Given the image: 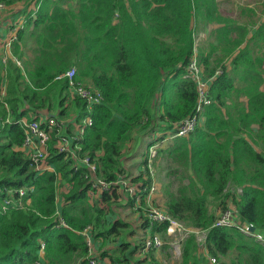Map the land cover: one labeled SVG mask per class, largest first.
Wrapping results in <instances>:
<instances>
[{"label":"trees","instance_id":"1","mask_svg":"<svg viewBox=\"0 0 264 264\" xmlns=\"http://www.w3.org/2000/svg\"><path fill=\"white\" fill-rule=\"evenodd\" d=\"M193 11L195 0H79L70 11L54 4V16L42 9L36 20L43 32L37 70L29 72L24 91L18 84L6 98L15 120L22 118L26 100L36 108L55 98L63 105L69 83L58 77L76 67V79L103 97L90 112L85 102L73 100L80 118L90 115L93 120L79 142L80 153L96 161L99 176L115 181L124 172L122 156L135 132L148 131L155 117L173 128L195 110L196 84L183 77L194 55ZM198 62L204 64L206 78H215L212 103L205 108L204 126L189 137L176 138L165 152L192 170L188 185L177 191L173 184L166 187V210L187 226L208 231L206 248L219 264H264V243L236 227H214L217 218L210 211L211 205L226 211L232 203L243 224L264 230V153L245 138L247 134L264 150V92L259 89L263 60L250 58L245 50L233 60L234 67L244 68L248 86L241 94L248 97V105L236 108L228 119L221 107L233 89L232 77L224 66L216 76L218 67L210 58L200 57ZM16 71L13 79L18 82L23 76ZM0 135V264H90L89 247L80 232L93 226V234L108 239L128 228L126 222L107 218L117 190L102 194L107 206L92 204L86 169L76 171L73 161L52 147L48 161L54 171L39 173L19 151L25 141L22 123H4ZM134 181H141L142 188L151 183L143 176ZM66 184L72 185L68 192ZM21 189L27 190L21 199L29 201L25 208L3 212L4 201L19 200L16 192ZM58 212L66 226L57 227ZM145 225L159 233L167 229L149 220ZM129 248L124 244L123 255L112 257V264H132L137 250L127 252ZM197 250L191 237L184 244L182 264H200Z\"/></svg>","mask_w":264,"mask_h":264},{"label":"crops","instance_id":"2","mask_svg":"<svg viewBox=\"0 0 264 264\" xmlns=\"http://www.w3.org/2000/svg\"><path fill=\"white\" fill-rule=\"evenodd\" d=\"M0 1L6 6L0 12V128L4 123L15 121L31 123L37 120L45 124L49 117L54 116L63 125L65 133L76 132L82 120L80 121V111L73 106V100L76 98L70 89L62 97L64 99L63 105L61 104V100L59 102L55 98L51 100L50 104L36 108L37 104H29L26 100L21 106L22 118L19 120H15L14 113H12L6 98L10 92V88L12 87L11 89L14 90L18 84L20 86L19 91H24L29 81V72L34 69L37 70V58L41 54L39 43L41 42V34L43 33L42 28L36 26L39 12L42 9H49L50 12L48 13L54 16V4L59 5L62 10L70 11L77 6L79 0ZM195 1L196 12L193 11L191 23L194 33V52H196L198 60L200 57L210 58L212 66L215 67L217 65L216 76L222 74V66H224L226 72L233 79V89L225 101V106L221 107L222 112L228 119L229 113H236V108L248 105V97L241 94L246 89V86H248V83L242 77L244 68H236L233 65V60L238 56L240 51L245 50L246 55H249L254 60H263L262 67L260 68L263 83L259 89L264 92V0H208V3H205L204 0ZM53 21H55L54 18ZM53 21L50 23H53ZM116 22L117 20H115ZM240 40L243 41L242 44L236 46V42ZM3 60H6V62H3ZM202 65L200 64L203 75L205 79H208L205 76L204 64ZM14 69H18L23 76V79H20L18 82L13 79L14 73H18ZM252 129L254 134H257L259 132V125H253ZM171 130L172 128H169L168 124L155 117L148 131L136 135V139L132 140L125 148L122 157V168L125 172L124 177L132 180L135 184H143L141 181L135 182L134 180L140 176L146 178V158L149 148L152 145L158 146L154 179L158 190L150 199L146 195L140 198L138 202L124 188L117 189V196L111 201V211L107 210V218L111 222L119 220L126 222L128 228L129 226L130 228L129 230L128 228L125 229L121 236L110 237L108 239L98 238L97 232L93 234L94 243L91 253L97 259L98 264H112V257L123 255L124 244L130 245L127 252L137 250L132 264H162L158 259V255L163 254L169 257L170 253H173L169 248L165 247L147 254H141L140 251L142 240L145 237L153 234L166 237L165 233L156 232L153 228L147 225L144 226V223L147 221V213L151 209L160 208L167 211L165 188L170 181V178L167 177L172 175V172L169 171L172 160L165 152L176 142V138L171 136ZM245 138L259 153H264L263 148L252 143L247 134H245ZM52 147L54 146L52 145L50 148ZM19 151L24 152L26 156L28 155V150L23 146ZM158 161L160 162L158 163ZM161 164L167 165L161 171L164 174V178L160 183L156 178L157 169ZM166 169H168V172H166ZM159 178H161L160 174ZM95 202H99L102 207L107 206L103 204V198L96 199ZM62 203V200L61 202L58 201V206H62ZM211 208H213V210L210 209L211 212L218 219L223 211L216 205H212ZM228 208L235 212L236 218H239V222L243 224L237 214L236 207L232 203H229ZM253 234L260 242L264 243V230L256 229V232ZM194 238L198 248L197 256L199 257V263L212 264L207 248L205 249V247H201L200 245L198 247L197 238ZM176 259L179 264L183 263V255ZM170 263L175 264L174 261L166 262V264Z\"/></svg>","mask_w":264,"mask_h":264},{"label":"built area","instance_id":"3","mask_svg":"<svg viewBox=\"0 0 264 264\" xmlns=\"http://www.w3.org/2000/svg\"><path fill=\"white\" fill-rule=\"evenodd\" d=\"M5 4L0 1V12L5 9ZM6 62V60H3ZM78 70L76 67L69 69L66 73L58 77V79H67L69 83V89L73 96L86 103L87 109L90 112L95 106H99L103 102V97L95 90L88 88L85 84L79 82L77 77ZM185 79H191L194 81L197 87L198 100L194 112L188 118L184 119L180 123L176 124L170 131L173 138L189 137L194 132L199 124L204 119V111L207 106L212 103L210 98V82L213 79H205L203 75L202 67L200 66L196 52L190 59L186 66V72L183 76ZM78 130L76 132L65 133L63 125L58 121L57 117H49L46 123L34 120L31 123H22L25 128V141L23 147L28 150V157L30 158L31 166L39 173L46 171L53 172L54 167L49 163L50 151L49 148L53 145L54 134H56V143L54 147L60 154L64 155L66 160L73 161L74 169L76 171L80 169H86L85 179L90 184L88 190L89 202L93 204L96 199H101L102 194L105 192L111 193L114 190L124 188L136 201H140V198L148 195L149 199L157 192L158 187L155 179V165L158 158V146L152 145L149 148L148 156L146 158V170L145 174L147 178L151 179V183L145 188L143 184H135L132 180L125 178L124 173L118 176L113 182H108L98 175V164L89 156H82L81 146L79 144L87 127L93 124L92 117L87 115L80 118ZM8 123V122H7ZM20 123V122H19ZM148 121L145 120L144 124ZM2 128V127H1ZM0 128V129H1ZM145 131V130H144ZM145 132H135L133 140L136 139V135ZM1 139V135H0ZM123 157V156H122ZM124 171V169L122 168ZM32 190V188H30ZM72 189V185L66 184L65 191L68 192ZM33 191V190H32ZM19 194L20 199L14 200V198H7L1 206L3 212H7L10 207H18L19 209L25 208L28 202H24L23 199L26 194V189H21L16 192ZM61 197H58V201L61 202ZM60 212V211H59ZM57 213L58 224L57 227L66 226L61 214ZM238 214V212H237ZM147 220L150 224H166V238L169 240V244L159 234H153L145 237L142 240L140 248L141 254H147L153 251L163 249L166 245H169V249L173 250L175 258H180L183 255V248L186 241L191 237H196L199 245L205 247L207 241V230L195 229L187 226L182 221H179L168 214L167 211L160 208L151 209L147 213ZM214 227H236L246 235H254L250 231V225L241 224L239 218H236L235 212L229 208L223 211L221 216L215 221ZM85 237L89 247V259L90 264H98L96 258L92 256V248L94 243L93 226H88L84 231L80 232ZM255 236V235H254ZM44 246H42L43 248ZM212 264H219L217 258L211 257Z\"/></svg>","mask_w":264,"mask_h":264},{"label":"rangeland","instance_id":"4","mask_svg":"<svg viewBox=\"0 0 264 264\" xmlns=\"http://www.w3.org/2000/svg\"><path fill=\"white\" fill-rule=\"evenodd\" d=\"M92 89V88H91ZM205 121V118L202 120V122L199 124V126H198V128L199 127H203L204 126V122ZM163 156H165L164 154H163ZM162 156V157H163ZM159 160V159H158ZM160 161H158V163H159ZM171 163H172V165H171V168L169 169V171H171L172 172V175L170 176V177H167V178H170L169 180V183H168V185H170V184H173V190L174 191H177L178 190V188H179V186H181L182 184L184 185H188L189 183H190V180L191 179H189V177L191 176V172H192V170H191V168H186V167H184V165H182V164H180V163H177V162H175V161H171ZM167 164H161L160 166H159V168L157 169V181L158 182H162V179L164 178V174H162L161 173V171H162V169H163V167L164 166H166ZM158 172H159V174H160V176H161V178H159V174H158ZM166 172H168V169H166ZM173 173L175 174V176L173 175ZM160 182V183H161ZM167 185V186H168ZM184 185V186H185ZM166 186V187H167ZM166 189V188H165ZM212 206V205H211ZM211 206H210V209H212L213 210V208H211ZM211 211V210H210ZM112 218H113V216H112ZM129 228H130V226H129ZM129 228H128V230H129ZM164 240H165V238L166 237H162ZM165 242L166 243H168L169 244V240H165ZM165 248H169V245H166L165 246ZM170 250H171V252H173V250L170 248ZM169 253H170V251H169ZM158 259H159V261L162 263V264H166V262H170V261H174L175 262V264H179L178 263V261H177V259L176 258H174V256H173V253H170V255H169V257L168 256H166V255H163V254H161V255H158ZM171 264V263H170Z\"/></svg>","mask_w":264,"mask_h":264},{"label":"water","instance_id":"5","mask_svg":"<svg viewBox=\"0 0 264 264\" xmlns=\"http://www.w3.org/2000/svg\"><path fill=\"white\" fill-rule=\"evenodd\" d=\"M250 231H251V233H255L256 232V228L254 226H251L250 227Z\"/></svg>","mask_w":264,"mask_h":264}]
</instances>
